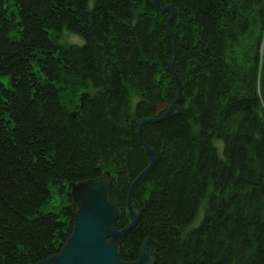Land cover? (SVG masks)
<instances>
[{
  "label": "trees",
  "instance_id": "obj_1",
  "mask_svg": "<svg viewBox=\"0 0 264 264\" xmlns=\"http://www.w3.org/2000/svg\"><path fill=\"white\" fill-rule=\"evenodd\" d=\"M159 2L172 38L151 0H0V264L58 252L69 188L104 171L116 227L131 220L126 192L150 162L138 125L177 96L171 58L180 111L141 129L156 161L118 255L151 237L155 264H264V0ZM63 31L83 44H59Z\"/></svg>",
  "mask_w": 264,
  "mask_h": 264
},
{
  "label": "water",
  "instance_id": "obj_2",
  "mask_svg": "<svg viewBox=\"0 0 264 264\" xmlns=\"http://www.w3.org/2000/svg\"><path fill=\"white\" fill-rule=\"evenodd\" d=\"M151 5L159 12L170 11L167 20V33L171 37L170 22L175 15V9L171 5L160 6L159 0H151ZM167 66L175 80L177 96L162 116L142 118L139 122L138 140L149 155L150 162L134 178L128 188L126 206L131 220L124 227H116L118 210L116 203L111 198L113 177L110 172L104 171L97 177L73 183L69 192L72 202L76 206L72 230L58 252L35 264H155L157 244L151 237H146L143 240L136 259L131 261L119 257L118 245L121 237L137 223L139 209L136 211L133 208L132 203L134 202L136 205L133 193L156 161V152L143 141L141 129L148 123L171 116L175 109L176 112L180 111L178 103L183 97V86L173 71V58L167 63Z\"/></svg>",
  "mask_w": 264,
  "mask_h": 264
},
{
  "label": "rangeland",
  "instance_id": "obj_3",
  "mask_svg": "<svg viewBox=\"0 0 264 264\" xmlns=\"http://www.w3.org/2000/svg\"><path fill=\"white\" fill-rule=\"evenodd\" d=\"M168 12H170V11H168ZM57 42L61 45H73V44H83L84 40L81 36H79L77 34H73L70 32L63 31L60 33L59 39ZM259 84H260V78H258V85ZM136 101H137V97L131 95V104L133 103V105H134V103ZM217 145L219 148L221 147L220 143H218ZM69 192H70V188H69ZM65 199H66V195H65L64 190H61L60 193L53 191V197H52L50 203L45 207V210L46 211H53V210L55 211L56 209L60 210L66 203ZM132 204L135 205L134 202ZM133 208H134V206H133ZM202 212H203V208L201 206L198 213H197V217L194 221V224L198 223V221L200 220V218L202 216Z\"/></svg>",
  "mask_w": 264,
  "mask_h": 264
},
{
  "label": "bare ground",
  "instance_id": "obj_4",
  "mask_svg": "<svg viewBox=\"0 0 264 264\" xmlns=\"http://www.w3.org/2000/svg\"><path fill=\"white\" fill-rule=\"evenodd\" d=\"M127 194H128V189H127V192H126V199H127ZM126 208H127V206H126ZM75 210H76V206H75ZM127 210H128V209H127ZM128 212H129V211H128ZM127 224H128V223H127ZM127 224H126V225H127ZM126 225H125V226H126ZM155 261H156V259H155Z\"/></svg>",
  "mask_w": 264,
  "mask_h": 264
}]
</instances>
